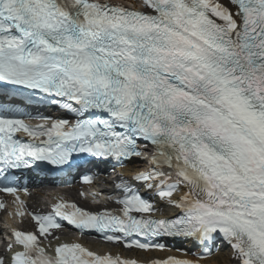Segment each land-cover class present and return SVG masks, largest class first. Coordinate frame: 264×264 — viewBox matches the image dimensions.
Listing matches in <instances>:
<instances>
[{
    "label": "snow or ice",
    "instance_id": "obj_1",
    "mask_svg": "<svg viewBox=\"0 0 264 264\" xmlns=\"http://www.w3.org/2000/svg\"><path fill=\"white\" fill-rule=\"evenodd\" d=\"M140 8L0 0V94L27 90L26 99L51 98L74 117L33 126L0 109V178L37 161L63 166L76 153L121 166L140 157L147 168L133 179L180 215L151 218L154 205L126 182L106 197L118 210L60 197L47 214L17 210L35 230L12 228L0 264H135L78 242L53 246L62 221L125 248L163 249L158 237L203 245L197 260L156 264H199L217 239L237 264H264V0H140ZM18 192L0 186L23 207Z\"/></svg>",
    "mask_w": 264,
    "mask_h": 264
}]
</instances>
